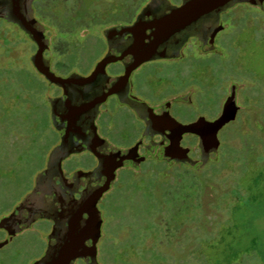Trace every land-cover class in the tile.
Instances as JSON below:
<instances>
[{
  "label": "rangeland",
  "instance_id": "rangeland-1",
  "mask_svg": "<svg viewBox=\"0 0 264 264\" xmlns=\"http://www.w3.org/2000/svg\"><path fill=\"white\" fill-rule=\"evenodd\" d=\"M219 17L213 53H200L189 41L180 58L146 61L132 80L138 96L150 102L188 93L191 113H173L187 123L216 119L235 85L234 117L217 131L213 151L203 154L191 134L179 140L192 163L149 157L117 171L98 204V264H264V150L236 163L219 158L224 141L240 144L227 123L240 120L243 130L251 123L264 131V0L262 7L236 3ZM112 18L102 13L88 22L86 33L70 35L68 50L52 55V72L64 77L92 71L105 47L100 27ZM8 39L7 51L0 45V217L32 190L58 138L48 103L56 86L33 68L30 40L16 31ZM117 68L109 65L107 71ZM109 118L113 128L104 135L115 146L136 138L125 113ZM225 132L230 135L222 138ZM86 162L83 153L68 164ZM48 226L37 219L4 244L0 231V264L40 258Z\"/></svg>",
  "mask_w": 264,
  "mask_h": 264
},
{
  "label": "flooded vegetation",
  "instance_id": "flooded-vegetation-1",
  "mask_svg": "<svg viewBox=\"0 0 264 264\" xmlns=\"http://www.w3.org/2000/svg\"><path fill=\"white\" fill-rule=\"evenodd\" d=\"M182 1L0 0V45L7 51L12 43L8 35L13 37V32L16 31L30 40L35 52L36 43L18 24L10 20L14 15L28 13L36 23L35 28L40 29L45 39L43 57L48 61L49 68L55 61L52 55L64 54L68 50L70 35H79L80 30L86 33L88 22L98 19L102 13L113 14L110 22L102 25L99 30L105 47L94 68L99 61L104 60L106 63L103 69L85 81L72 77L74 73L67 74L64 77L71 78L64 87L52 83L57 88V93L48 99L51 123L58 136L54 146L63 140L75 151L65 156L48 176L35 179L32 189L36 190L19 209L15 207L32 190L0 217L10 215L9 220L0 226V231L3 232L2 244L10 241L16 233L29 228L37 219H42L49 223L45 235L46 249L54 245L62 224L70 216L77 214V204L85 190H96L114 174V178L109 182L110 187L120 168L136 167L137 162L130 160L119 164L120 156L124 155L128 148L138 143L137 150L141 153L145 145L152 141L167 143L164 135L170 131L166 128L163 118L169 117L180 124L187 123L180 121L173 113H191L187 108L191 106L188 93L150 102L138 96L132 80L136 69L146 61H171L180 58L181 49L189 41L196 44L200 53L215 51L213 37L220 28V17L218 21H203L197 32L198 36H189L185 40L177 36L156 42L154 34L158 23ZM95 6L99 8L95 9ZM57 44L61 45L60 50ZM144 53H150V56L133 67L135 60ZM109 65H116L118 68L108 72ZM129 68L131 69L125 75V70ZM92 71L80 76H88ZM221 109L220 104L219 112ZM113 113H125L129 129L137 133L136 138L124 147L115 146L104 135V132L113 128V122L109 118ZM148 113H152V117ZM154 120H157L160 127L154 126ZM83 153L87 162L82 163L80 167H70V158ZM115 165L117 166L114 167ZM106 191L97 200V208ZM80 215L81 218L87 217L85 212ZM102 224L103 219L100 235L95 243L96 260L98 245L102 239ZM84 244L91 246V241L86 239ZM87 260L89 257L85 255L84 258L74 259L72 263L77 261L85 264Z\"/></svg>",
  "mask_w": 264,
  "mask_h": 264
},
{
  "label": "water",
  "instance_id": "water-1",
  "mask_svg": "<svg viewBox=\"0 0 264 264\" xmlns=\"http://www.w3.org/2000/svg\"><path fill=\"white\" fill-rule=\"evenodd\" d=\"M247 2L262 7L263 0H183L179 6L173 8L170 13L158 23L154 37L156 42L172 39L180 36L183 40L189 36H198L200 25L205 20L218 21L220 13L232 7L236 3ZM28 7V6H27ZM10 20L15 22L23 29L30 38L36 43L37 48L30 56V61L34 68L48 82L54 83L60 87H64L71 77H61L52 72L49 68L48 61L43 57V49L45 39L43 38L40 29H36L33 18L30 14L14 15ZM150 53L138 57L135 60L133 67L140 62L146 60ZM106 61H99L93 71L88 76L71 75L80 81L89 79L96 72L103 69ZM131 68L125 70V75ZM236 86H230L229 96L224 103L221 114L214 120H206L202 117L186 124H180L172 119L163 118L166 128L170 133L164 135L167 143L163 141H152L149 145H145L144 150L139 153L137 150L138 143L128 148L126 153L120 156L119 164L124 160L131 162H140L146 158H157L165 161L177 160L187 163H192L188 156L187 150L179 145V140L185 134H191L197 137L198 146L203 154L213 151L218 145L216 138L217 131L234 117L236 110ZM152 115V113H148ZM152 117V116H151ZM154 126L160 127L157 120H154ZM155 128V127H154ZM75 151L69 147L64 141L52 148L49 153L45 168L37 174V179L48 176L51 171L60 163V161L69 153ZM115 165L114 167H116ZM113 167V169H114ZM114 178V174L96 190L87 189L82 193V198L77 204V214L62 224L57 242L49 246L44 254L33 261L32 264H72L73 260L80 257L84 258L88 255L89 260L85 264H98L95 256V243L100 235V226L102 222L101 213L97 208V200L103 192L109 189V182ZM36 189L26 195L23 200L15 207L19 209L27 200L28 197ZM87 214L86 218H81V213ZM10 218V215L0 218V226L4 225ZM89 239L91 246H86L84 241ZM1 245V243H0Z\"/></svg>",
  "mask_w": 264,
  "mask_h": 264
},
{
  "label": "trees",
  "instance_id": "trees-1",
  "mask_svg": "<svg viewBox=\"0 0 264 264\" xmlns=\"http://www.w3.org/2000/svg\"><path fill=\"white\" fill-rule=\"evenodd\" d=\"M227 125L230 127L232 133L230 135L225 132L221 137L225 138L229 135L238 136L240 138V144L238 146H232L227 141H224L219 147L220 160L224 159L236 163L238 160H246L248 157L252 156L257 157L262 153L264 150L263 130L256 129L255 125L252 126L251 123L249 124V129L243 130L240 120L227 123Z\"/></svg>",
  "mask_w": 264,
  "mask_h": 264
}]
</instances>
